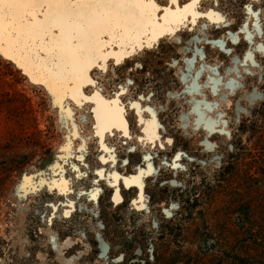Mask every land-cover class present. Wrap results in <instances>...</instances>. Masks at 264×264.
Listing matches in <instances>:
<instances>
[{
  "label": "rangeland",
  "instance_id": "rangeland-1",
  "mask_svg": "<svg viewBox=\"0 0 264 264\" xmlns=\"http://www.w3.org/2000/svg\"><path fill=\"white\" fill-rule=\"evenodd\" d=\"M153 2L74 93L0 50V264H264V0Z\"/></svg>",
  "mask_w": 264,
  "mask_h": 264
},
{
  "label": "snow or ice",
  "instance_id": "snow-or-ice-1",
  "mask_svg": "<svg viewBox=\"0 0 264 264\" xmlns=\"http://www.w3.org/2000/svg\"><path fill=\"white\" fill-rule=\"evenodd\" d=\"M156 10L153 0H0V50L6 48L52 84L74 93L93 61L106 57L104 48L138 46L149 30L150 41L157 29L178 22L167 14L157 17ZM94 111L97 127L118 118L108 102L100 101Z\"/></svg>",
  "mask_w": 264,
  "mask_h": 264
},
{
  "label": "bare ground",
  "instance_id": "bare-ground-1",
  "mask_svg": "<svg viewBox=\"0 0 264 264\" xmlns=\"http://www.w3.org/2000/svg\"><path fill=\"white\" fill-rule=\"evenodd\" d=\"M168 10V12L166 13V12H164L163 13V15L162 16H164V15H169V19L170 20H173L174 19V16L175 17H178L179 19L182 17V15H181V10H179V9H167ZM190 13H192V14H194L195 13V10L192 8V6H191V9H190ZM217 14H215V16H216ZM214 16V17H215ZM219 16V15H218ZM218 16H216V17H218ZM179 19H178V21H179ZM161 23H162V21H161ZM173 23H175V22H171V24H173ZM167 24H169V23H167ZM166 26V25H165ZM151 33V32H150ZM117 116H118V118H119V114H118V112H117ZM155 120V119H154ZM116 121H119V120H116ZM98 122V121H97ZM99 123V122H98ZM112 124V123H111ZM154 124V123H153ZM149 125V124H148ZM155 125V124H154ZM157 125V124H156ZM156 125H155V127H156ZM104 126H106V124L105 125H102V126H100V128H104ZM147 131H149L148 129H147ZM125 179V178H124ZM137 181H138V179H136ZM126 181V180H125ZM129 181V180H128ZM132 182V181H131ZM140 183V182H139ZM138 183V184H139ZM119 192V191H118ZM117 192V193H118ZM116 193V194H117ZM118 195H121V194H118Z\"/></svg>",
  "mask_w": 264,
  "mask_h": 264
}]
</instances>
